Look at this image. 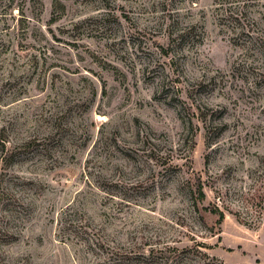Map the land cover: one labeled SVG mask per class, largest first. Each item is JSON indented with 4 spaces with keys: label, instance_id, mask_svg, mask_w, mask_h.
Segmentation results:
<instances>
[{
    "label": "rangeland",
    "instance_id": "1",
    "mask_svg": "<svg viewBox=\"0 0 264 264\" xmlns=\"http://www.w3.org/2000/svg\"><path fill=\"white\" fill-rule=\"evenodd\" d=\"M235 10L264 36V0H0V264H264V214L234 215L264 208V58ZM168 25L202 42L165 57Z\"/></svg>",
    "mask_w": 264,
    "mask_h": 264
},
{
    "label": "trees",
    "instance_id": "2",
    "mask_svg": "<svg viewBox=\"0 0 264 264\" xmlns=\"http://www.w3.org/2000/svg\"><path fill=\"white\" fill-rule=\"evenodd\" d=\"M216 4L223 6L224 4L230 3V0H215ZM231 8L230 6L228 8H226L225 12H230ZM241 16V11L240 10H235L233 15H230V17L238 22L239 18ZM194 26H191L189 28H178L177 25H168V30H165V36H166V47L165 48H161L164 53L163 56L165 57H169V54L166 50L170 49L173 45H177L179 47H184L189 45L191 42L190 40L192 39V30H194ZM252 30L251 28H247L245 26H241L240 22H238L236 24V28L234 30V34L236 35H240V36H245L246 39H250V41L248 42H243L244 45V50H246L245 48H249L251 47H257L259 49V51H262L263 54V58H264V36L261 35H254L251 34ZM193 41L191 43V46L194 45H199L202 42V37H199L195 40H191ZM243 41H245V39H243ZM6 146V140L4 137L0 136V150L3 151L5 149ZM262 163H264V161L262 160ZM188 194H189V200L191 201V205L193 207H196L199 203H203L206 195L204 192V184L201 181V179H197V181H195L189 188H188ZM259 192H257L258 194ZM219 194V193H218ZM225 195V194H224ZM259 195V194H258ZM258 195L254 194V197H252L253 199H257L258 201H261L262 199L259 197ZM220 200H221V196L219 195ZM262 202V201H261ZM255 206V208L251 211H246L245 213H243L244 215L247 214V216H251L253 218H249V217H241L239 214L234 213V215L240 220V222L244 223V224H249V225H254V224H258V222H260L263 214H264V210L263 212H260L258 210H262L264 209L262 207V205L260 204V206L257 205V203L253 204ZM225 208V207H224ZM206 211L210 212L211 214H214L217 216V224L220 225L221 222L224 219V210L228 211L229 213L232 214V211L230 209H222L218 204H214L213 207L211 208H204ZM258 209V210H256ZM253 213V214H252ZM250 214V215H249ZM207 258V257H206Z\"/></svg>",
    "mask_w": 264,
    "mask_h": 264
}]
</instances>
